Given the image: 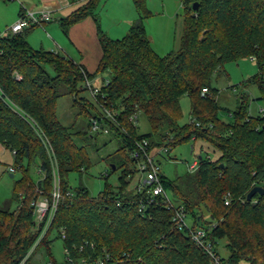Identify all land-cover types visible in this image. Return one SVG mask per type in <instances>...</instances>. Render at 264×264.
<instances>
[{
    "label": "trees",
    "instance_id": "1",
    "mask_svg": "<svg viewBox=\"0 0 264 264\" xmlns=\"http://www.w3.org/2000/svg\"><path fill=\"white\" fill-rule=\"evenodd\" d=\"M94 1L85 0L57 18L66 32L71 24L92 16L100 47L92 71L58 50L31 47L25 34L32 26L0 32V145L14 150L16 167L23 157L38 158L43 173L36 183L23 177L15 180L16 206H0V264H32L37 246L48 257L39 264H81L80 257L102 258L104 264H212L187 229L177 227L172 207H166L160 195L137 210L145 187L130 183L137 170L130 151L141 138L148 151L196 138L218 150L213 159L198 155L193 169L171 180L160 171L161 185L174 206L184 207L190 227L208 228L214 245L224 239V263L264 264V0H179L183 13L178 45L163 54L153 50L145 33V0H132L137 16L117 38L100 29L92 13ZM241 57L256 63V72L243 84L257 86L260 108L249 113L242 93L228 111L233 119L223 120L217 115L220 106L212 74L224 62ZM102 72L108 73L106 84H101ZM95 75L101 76L96 101L79 94L85 90L84 77ZM202 86L205 93H200ZM64 94L71 96L72 104L79 103L87 130H71L56 118L55 102ZM182 94L189 97L190 121L178 124ZM98 103L117 112L118 124L107 118L102 122L109 139L116 140L104 158L118 174L116 184L104 182L96 195H90L81 184L70 186L66 176L89 166L84 145L74 137L94 140L98 131H87L89 118L101 114ZM132 113L144 116L146 131L138 132L129 119ZM31 120L52 147L60 191L43 232L35 222L32 201L49 195L51 165ZM115 152L122 155L115 157ZM254 185L262 189L247 199ZM51 231L67 250L61 261L51 257Z\"/></svg>",
    "mask_w": 264,
    "mask_h": 264
},
{
    "label": "rangeland",
    "instance_id": "2",
    "mask_svg": "<svg viewBox=\"0 0 264 264\" xmlns=\"http://www.w3.org/2000/svg\"><path fill=\"white\" fill-rule=\"evenodd\" d=\"M55 1L57 0H0V32H3L6 26L17 19L19 2L26 7H31ZM67 1L68 4L63 6L57 15H53L50 20L51 25L57 26V18L59 16L65 15L85 0ZM145 7L149 10V14L143 19V24L153 50L158 54H163L170 49H175L178 45L183 13L179 0H145ZM92 13L97 19L100 29L112 38L122 36L131 21L137 16L132 0H95ZM59 31L62 33L61 30ZM25 39L33 48L48 49L44 42L45 39L55 40V36H53L48 26L40 27L36 25L27 30ZM256 70L257 66L254 59L241 57L224 62L222 68L212 74L211 84L217 89L216 100L220 106L217 110V115L221 119H233L228 111H232L235 108L238 103V97L242 93L247 101L248 112L253 114L259 110L260 100L255 98L258 95L257 86L252 83L243 84L244 79L255 73ZM107 75V72L101 73L102 77H107ZM231 85H233V88H231ZM79 94L90 98L86 90L81 91ZM179 105L178 124L189 122V97L186 94L180 96ZM54 110L59 122L69 125L71 130L81 128H86L87 130V118L83 114L79 103L72 104L70 95L59 96L56 99ZM89 110L92 112L93 107H89ZM134 119L138 132L148 129V124L142 114H137ZM88 132L92 131L89 130ZM74 140L77 144L84 145L90 163L85 171L78 173L75 170H71L67 173L66 178L69 185L75 187L81 184L88 189L90 195H96L103 187L104 182L116 184L118 169L111 170L108 161L104 158L107 153H110L116 147V140L109 139L108 133L102 131L95 134L94 140H91L90 137L81 138L80 135H75ZM199 145L202 148L199 149ZM160 153L154 155V161L159 170L171 180L176 175L184 173L189 163L196 160L198 155L213 159L217 156L218 150L209 142L196 138L180 141L167 151H161ZM114 154L115 157L122 155L120 152H115ZM18 164V167H16L11 150L0 145V206H9L10 208L16 206L17 199L12 198L15 180L23 177L28 182L36 183L43 176V173L37 167L38 158L29 161L23 157ZM20 166L24 171L20 169ZM141 176L142 174L138 170L134 171L130 183H137ZM166 192L169 195V191ZM185 221L187 224L190 223L188 215L185 216ZM48 237L50 238L49 249L51 257L55 261L63 260L64 252L60 238L56 237L53 231L49 233ZM223 243L224 239L220 238L217 240L216 249L220 256H226L227 253ZM47 260L48 257L42 247L37 246L31 255L32 264H39ZM241 264L245 263L241 262Z\"/></svg>",
    "mask_w": 264,
    "mask_h": 264
},
{
    "label": "built area",
    "instance_id": "3",
    "mask_svg": "<svg viewBox=\"0 0 264 264\" xmlns=\"http://www.w3.org/2000/svg\"><path fill=\"white\" fill-rule=\"evenodd\" d=\"M53 8L46 7L44 4L34 5L31 7L24 6L19 2L18 16L15 21L5 27V31L11 33L18 32L22 29L28 28L30 26L41 25L43 21H47L53 17ZM108 82L107 77H102L101 84H106ZM83 87L88 92V96L96 101V95L99 93L100 84L94 82L92 78L84 77ZM207 91L206 87L202 86L200 88V93H205ZM102 95V94H101ZM98 108L101 110V114L97 117L91 116L89 118V128L91 131H102L108 132V127L104 122L103 118H107L114 124H118L116 121V110H111L102 103H98ZM135 114L132 113L129 117L132 122L135 123ZM31 123L38 134L45 150L47 152L48 158L51 165V189L49 195L41 194L35 200L32 201L33 204V214L36 223H41V232L47 227L53 212L55 210L56 204L60 197L59 183H58V173L56 168V161L53 157L52 147L44 134V132L37 127V125L31 120ZM13 153V149H10ZM155 151L147 150V141L141 138L135 141V146L131 149L130 155L134 158L136 169L142 174L138 179V186L145 187V194L143 198L138 200L137 210L140 211L146 206L147 203L154 202L155 196L160 195L166 207H172L173 215L172 219L175 221L178 228H186L190 239L199 246L211 259L212 264H226L221 259L218 254L216 245L207 236L208 228L196 226L190 227L186 221L185 216L187 215L185 209L182 205H173L170 196L163 189L160 182V170L154 161L155 154H161L160 152H165L168 150L167 145H162ZM195 162L188 165V169H193ZM11 168V167H9ZM39 170V169H38ZM224 203H227V197L224 199ZM81 248V245H79ZM63 252L67 254V250L63 249ZM69 258V257H67ZM79 263L81 264H104V259L102 258H89L80 257Z\"/></svg>",
    "mask_w": 264,
    "mask_h": 264
},
{
    "label": "crops",
    "instance_id": "4",
    "mask_svg": "<svg viewBox=\"0 0 264 264\" xmlns=\"http://www.w3.org/2000/svg\"><path fill=\"white\" fill-rule=\"evenodd\" d=\"M66 4H68L67 0L44 3L46 7L54 9L53 15H57ZM50 20L51 19L43 21L41 25H39L40 27L48 26L53 36H55V40L45 39L44 42L47 45L46 47L50 50L62 51L63 54L81 64L88 71L94 70L100 56V47L96 36L95 21L92 16H85L81 20L71 24L66 32L60 29L59 24L57 25L58 27L56 25H51ZM59 30H61L62 33H60ZM92 79L94 82H98L100 77L95 75ZM194 162L195 160L189 164Z\"/></svg>",
    "mask_w": 264,
    "mask_h": 264
},
{
    "label": "water",
    "instance_id": "5",
    "mask_svg": "<svg viewBox=\"0 0 264 264\" xmlns=\"http://www.w3.org/2000/svg\"><path fill=\"white\" fill-rule=\"evenodd\" d=\"M195 3H193V6H194ZM262 187L259 186V185H254L252 186L247 192H246V198H250L251 195L255 192V191H261Z\"/></svg>",
    "mask_w": 264,
    "mask_h": 264
}]
</instances>
